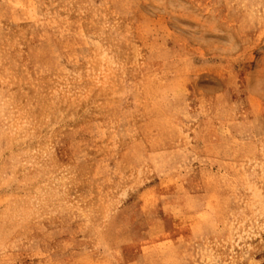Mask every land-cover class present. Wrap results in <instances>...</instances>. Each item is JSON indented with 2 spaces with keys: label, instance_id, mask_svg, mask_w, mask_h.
Returning a JSON list of instances; mask_svg holds the SVG:
<instances>
[{
  "label": "rangeland",
  "instance_id": "obj_1",
  "mask_svg": "<svg viewBox=\"0 0 264 264\" xmlns=\"http://www.w3.org/2000/svg\"><path fill=\"white\" fill-rule=\"evenodd\" d=\"M0 264H264V0H0Z\"/></svg>",
  "mask_w": 264,
  "mask_h": 264
}]
</instances>
